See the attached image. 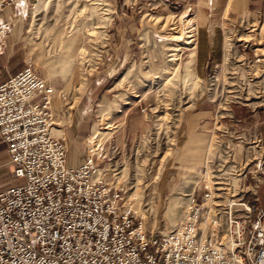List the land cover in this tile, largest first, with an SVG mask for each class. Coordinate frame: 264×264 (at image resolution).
I'll return each instance as SVG.
<instances>
[{
    "label": "rangeland",
    "instance_id": "1",
    "mask_svg": "<svg viewBox=\"0 0 264 264\" xmlns=\"http://www.w3.org/2000/svg\"><path fill=\"white\" fill-rule=\"evenodd\" d=\"M190 4L184 0H33L24 21L22 49L14 62L23 69L32 59L39 75L66 95V108L91 90L98 98L109 88L149 92L144 108V112L151 109L148 130L128 143L121 161L118 153L111 155L106 174L113 181L111 166L116 168L118 181L127 183L138 198L136 207L145 216L147 230L156 233L178 226L191 196L205 193L201 170L173 168L182 111L207 101L264 104V21L255 27L240 22L232 32L226 30L223 60L209 62L201 70L195 37L186 45L187 36L196 35ZM128 55L130 62H122ZM104 76L106 82L97 86ZM214 147L212 157L216 164L223 163L225 157L217 154L218 145ZM13 169L8 157L0 156V191L15 183L10 179ZM213 174L224 178V171Z\"/></svg>",
    "mask_w": 264,
    "mask_h": 264
},
{
    "label": "built area",
    "instance_id": "2",
    "mask_svg": "<svg viewBox=\"0 0 264 264\" xmlns=\"http://www.w3.org/2000/svg\"><path fill=\"white\" fill-rule=\"evenodd\" d=\"M19 1L0 0V14ZM13 31L1 20L0 51ZM55 97L32 59L0 86V136L15 182L0 191V264H264L257 192L241 197L239 180L205 169V193L191 196L181 223L148 231L138 198L118 181L116 168L110 181L98 164L110 163L117 148L105 154L93 138L87 161L67 166L66 141L51 135Z\"/></svg>",
    "mask_w": 264,
    "mask_h": 264
},
{
    "label": "crops",
    "instance_id": "3",
    "mask_svg": "<svg viewBox=\"0 0 264 264\" xmlns=\"http://www.w3.org/2000/svg\"><path fill=\"white\" fill-rule=\"evenodd\" d=\"M184 1L191 2L196 31V60L198 64H203L201 70L209 62L217 64L223 60L226 30L232 32L240 22H245L247 27H255L264 21V0ZM32 3L33 0H20L0 14V22L7 21L14 27L13 34L0 51V86L22 70L14 62L22 49L24 21L30 15ZM124 61L130 62V56ZM106 79V76L99 78L96 85L104 84ZM92 91L83 92L71 108H66L59 97L60 92L56 91L53 108L58 125L51 135L66 141L67 166L72 168H78L87 161V150L93 138L105 154H111V146L117 148L119 156L116 158L121 161L128 151V143L140 138L149 127L151 109L144 112L149 103V92L139 93L129 89L112 92L113 88H109L98 98V94ZM194 104L181 113L178 151L173 158V168L179 172H203L205 169L217 171L220 166L224 176L241 182V197L250 198L257 192L259 202L264 206V104L214 105L208 101ZM216 136L218 141L214 145L219 147L217 154L225 157L223 163L217 164L211 147ZM5 155L11 167L7 144L0 136V156ZM98 164L104 171L109 169L107 159L100 160ZM256 170H259L258 174Z\"/></svg>",
    "mask_w": 264,
    "mask_h": 264
},
{
    "label": "bare ground",
    "instance_id": "4",
    "mask_svg": "<svg viewBox=\"0 0 264 264\" xmlns=\"http://www.w3.org/2000/svg\"><path fill=\"white\" fill-rule=\"evenodd\" d=\"M44 3V2H43ZM44 5V4H43ZM36 8V10H38L39 9V7H38V5H36L35 6ZM93 8V7H92ZM92 11V10H91ZM94 11V10H93ZM88 14H90V12L88 13ZM89 19V18H88ZM95 30V29H94ZM178 32V31H177ZM179 37V38H178ZM177 38L179 39V40H182V38L180 37V36H178ZM192 37H195V36H193V35H190V37L188 38V40L190 39V41H188L187 43H186V45L187 46H189L192 42H193V40H191L192 39ZM241 38H242V36H241ZM245 40H248V39H245ZM263 51V50H262ZM231 52V51H230ZM257 104V103H256ZM262 104V103H261ZM217 141H216V138L214 137V139H213V141H212V151H213V149L215 148L214 147V144L216 143ZM213 155V154H212ZM211 157V156H210Z\"/></svg>",
    "mask_w": 264,
    "mask_h": 264
}]
</instances>
